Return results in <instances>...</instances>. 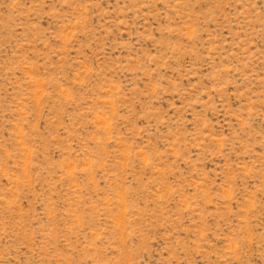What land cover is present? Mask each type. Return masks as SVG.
Segmentation results:
<instances>
[{"label": "rangeland", "instance_id": "1", "mask_svg": "<svg viewBox=\"0 0 264 264\" xmlns=\"http://www.w3.org/2000/svg\"><path fill=\"white\" fill-rule=\"evenodd\" d=\"M0 264H264V0H0Z\"/></svg>", "mask_w": 264, "mask_h": 264}]
</instances>
